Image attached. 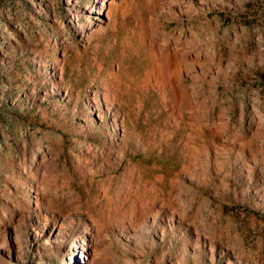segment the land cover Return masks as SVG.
<instances>
[{"label": "rangeland", "instance_id": "obj_1", "mask_svg": "<svg viewBox=\"0 0 264 264\" xmlns=\"http://www.w3.org/2000/svg\"><path fill=\"white\" fill-rule=\"evenodd\" d=\"M93 258L264 264V0H0V264Z\"/></svg>", "mask_w": 264, "mask_h": 264}, {"label": "bare ground", "instance_id": "obj_2", "mask_svg": "<svg viewBox=\"0 0 264 264\" xmlns=\"http://www.w3.org/2000/svg\"><path fill=\"white\" fill-rule=\"evenodd\" d=\"M107 103H108V101L107 100H105ZM96 259V258H95ZM95 259L93 258V260L91 259V260H88V259H86V261H87V263L86 264H96V261H95Z\"/></svg>", "mask_w": 264, "mask_h": 264}]
</instances>
